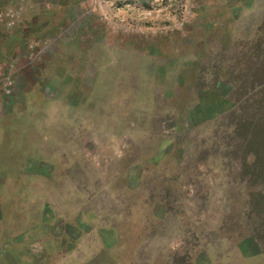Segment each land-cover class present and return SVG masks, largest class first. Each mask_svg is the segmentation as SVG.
Instances as JSON below:
<instances>
[{
	"label": "rangeland",
	"instance_id": "374dc122",
	"mask_svg": "<svg viewBox=\"0 0 264 264\" xmlns=\"http://www.w3.org/2000/svg\"><path fill=\"white\" fill-rule=\"evenodd\" d=\"M0 264H264V0H0Z\"/></svg>",
	"mask_w": 264,
	"mask_h": 264
}]
</instances>
